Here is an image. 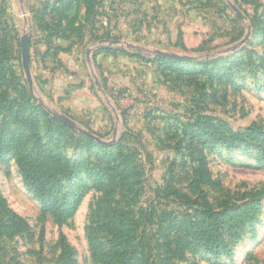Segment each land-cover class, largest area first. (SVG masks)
I'll list each match as a JSON object with an SVG mask.
<instances>
[{
    "label": "rangeland",
    "instance_id": "obj_1",
    "mask_svg": "<svg viewBox=\"0 0 264 264\" xmlns=\"http://www.w3.org/2000/svg\"><path fill=\"white\" fill-rule=\"evenodd\" d=\"M0 103L4 137L70 165L55 220L0 158V226H29L0 227V264H62L61 237L75 264H115L133 228L152 264H264V147L218 141L264 132V0H0ZM238 209L254 218L228 236Z\"/></svg>",
    "mask_w": 264,
    "mask_h": 264
},
{
    "label": "trees",
    "instance_id": "obj_2",
    "mask_svg": "<svg viewBox=\"0 0 264 264\" xmlns=\"http://www.w3.org/2000/svg\"><path fill=\"white\" fill-rule=\"evenodd\" d=\"M166 59L167 58H162ZM178 60V59H168ZM6 106L0 103V115L5 110ZM220 141L225 146H235L237 144H250L254 147H264V132H257L254 129L248 130L246 134L233 133L230 137H219ZM8 155L16 156L17 165L26 187L32 189L38 196L42 210L50 214L55 220H60L64 214V205L60 202L58 195L62 189V177L70 172V165L67 160L61 156L55 155L51 150L38 146L32 150H24L23 144L16 139L6 138L0 132V158ZM126 177L128 171L125 169ZM5 202L0 194V210L4 209ZM213 216V214H211ZM5 222L0 227L4 231L12 233H25L29 226L27 222L14 212L6 213ZM149 217H143L147 220ZM254 218L250 210H234L230 217H227L222 222L228 236L237 234L243 225ZM137 225V224H136ZM136 225L134 227H136ZM218 232V231H217ZM113 245L114 256L116 257L115 264H152L149 256V239L144 231L137 234L133 228L131 234L122 232L111 242ZM200 244L217 250L216 246L206 241ZM222 248L227 250V244L222 239ZM91 251L93 256L97 257L99 249L93 242ZM59 259L62 264H75L71 255V249L64 237L60 238V254Z\"/></svg>",
    "mask_w": 264,
    "mask_h": 264
},
{
    "label": "water",
    "instance_id": "obj_3",
    "mask_svg": "<svg viewBox=\"0 0 264 264\" xmlns=\"http://www.w3.org/2000/svg\"><path fill=\"white\" fill-rule=\"evenodd\" d=\"M232 8L236 11L237 16L239 18H241L242 15L237 10V8L234 5H232ZM20 45H21V55H22V66H23L24 72L26 74V77L28 78L29 83H31L32 77H31L30 68H29L28 37H27V35H24L21 38ZM155 55L157 57L167 58V59H185V58H188L187 56H183V55L171 53V52H165V51H161V50H156ZM62 120L65 123H67L69 126L76 127L74 122L72 120L68 119L67 117L63 116ZM78 130L80 133L84 134L88 138L95 140L97 143H100V144H107L108 143L106 141H103L101 138H99L98 136H96L95 134L91 133L88 130H85V129H78Z\"/></svg>",
    "mask_w": 264,
    "mask_h": 264
}]
</instances>
